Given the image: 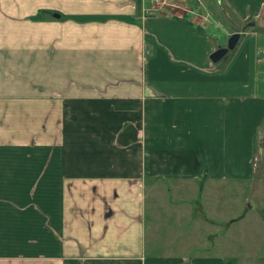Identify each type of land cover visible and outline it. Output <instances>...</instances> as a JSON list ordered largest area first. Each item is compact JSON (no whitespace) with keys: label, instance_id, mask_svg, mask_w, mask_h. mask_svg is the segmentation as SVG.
Listing matches in <instances>:
<instances>
[{"label":"crops","instance_id":"crops-1","mask_svg":"<svg viewBox=\"0 0 264 264\" xmlns=\"http://www.w3.org/2000/svg\"><path fill=\"white\" fill-rule=\"evenodd\" d=\"M200 1L0 0V264H220L212 193L264 191V0Z\"/></svg>","mask_w":264,"mask_h":264},{"label":"rangeland","instance_id":"rangeland-1","mask_svg":"<svg viewBox=\"0 0 264 264\" xmlns=\"http://www.w3.org/2000/svg\"><path fill=\"white\" fill-rule=\"evenodd\" d=\"M260 158L259 172L264 171L262 154ZM261 184L264 186V178ZM218 188L217 193H212L217 202L209 210V261L217 260L220 264H264V191L256 196L257 199H252L248 194L242 195L236 187ZM246 196L249 202L244 204L251 206V209L246 215L243 214L245 217L232 222L240 213L237 209L242 206ZM236 211L235 217H232ZM195 252V248L189 249L184 256L191 257Z\"/></svg>","mask_w":264,"mask_h":264},{"label":"water","instance_id":"water-1","mask_svg":"<svg viewBox=\"0 0 264 264\" xmlns=\"http://www.w3.org/2000/svg\"><path fill=\"white\" fill-rule=\"evenodd\" d=\"M249 25H251V24H249ZM238 38H239V33L231 34L226 41L225 47H218L213 53H211V55L209 56V60L212 63H216L217 61H219L228 51H231L234 48ZM247 207H248V205H247ZM244 212L245 211H243L241 213L239 218H241L243 216Z\"/></svg>","mask_w":264,"mask_h":264},{"label":"built area","instance_id":"built-area-1","mask_svg":"<svg viewBox=\"0 0 264 264\" xmlns=\"http://www.w3.org/2000/svg\"><path fill=\"white\" fill-rule=\"evenodd\" d=\"M145 3H151V4H156V5H167L172 2V0H142ZM193 3L200 4V0H188Z\"/></svg>","mask_w":264,"mask_h":264},{"label":"trees","instance_id":"trees-1","mask_svg":"<svg viewBox=\"0 0 264 264\" xmlns=\"http://www.w3.org/2000/svg\"><path fill=\"white\" fill-rule=\"evenodd\" d=\"M139 1V0H138Z\"/></svg>","mask_w":264,"mask_h":264}]
</instances>
